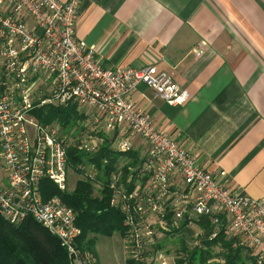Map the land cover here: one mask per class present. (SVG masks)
<instances>
[{
	"label": "built area",
	"instance_id": "obj_1",
	"mask_svg": "<svg viewBox=\"0 0 264 264\" xmlns=\"http://www.w3.org/2000/svg\"><path fill=\"white\" fill-rule=\"evenodd\" d=\"M82 0H0V217L12 224L31 218L55 236L70 264H91L78 246L75 211L60 197L42 194V180L65 190L66 147L95 151L107 138L115 153L131 152L140 139L143 153L120 159L109 173V205L121 215L122 239L130 264H188L184 253L156 248L171 230L198 224L238 236L264 261V195L241 194L225 185L224 171L213 176L196 153L157 128L150 115L128 97L138 83L166 102L179 105L188 93L155 65L104 66L95 48L75 35ZM204 51V42L193 48ZM76 101L97 112L85 136L64 133L57 123L41 124L32 110ZM107 160L105 159L103 163ZM81 177L94 179L92 162L78 163ZM199 234L191 246L201 245ZM196 264V263H194Z\"/></svg>",
	"mask_w": 264,
	"mask_h": 264
},
{
	"label": "crops",
	"instance_id": "obj_2",
	"mask_svg": "<svg viewBox=\"0 0 264 264\" xmlns=\"http://www.w3.org/2000/svg\"><path fill=\"white\" fill-rule=\"evenodd\" d=\"M75 35L104 66L153 64L169 75L188 93L185 102L170 104L138 83L128 96L133 105L195 152L206 172L224 171L226 186L264 195V0H82ZM131 138L142 154V141ZM196 234L202 239L203 229L191 224L166 240L191 246Z\"/></svg>",
	"mask_w": 264,
	"mask_h": 264
},
{
	"label": "trees",
	"instance_id": "obj_3",
	"mask_svg": "<svg viewBox=\"0 0 264 264\" xmlns=\"http://www.w3.org/2000/svg\"><path fill=\"white\" fill-rule=\"evenodd\" d=\"M76 101L65 106L43 105L32 110V115L41 124L57 123L68 134V127L85 116L80 112ZM108 139V138H107ZM105 140L95 151L86 152L69 143L66 147L67 170L75 172L80 178L76 181L73 192L58 190L48 179L42 180V194L57 195L61 201L76 213V225L80 229L78 246L93 255L91 264H100L94 248L95 234L112 235L118 232L122 236L121 215L109 205L111 192L108 188L109 173L120 160L135 159L134 151L115 153ZM129 158V159H128ZM107 160L103 163L104 160ZM92 162L97 170L94 179L81 177L78 163ZM98 184V195L92 192ZM198 224L203 229L201 245L189 246L183 240L175 242L176 253H184L188 264H245L247 259L256 264L255 257L244 254L245 246L238 245V236L226 237L220 227L217 235L207 238L212 227L209 218L203 216ZM92 234V236H91ZM165 240L167 237L164 238ZM161 242L156 248H161ZM248 250V249H246ZM165 252H169L166 250ZM126 264H130L126 259ZM0 264H70L64 248L55 236L31 218L12 224L0 217ZM260 264H264V261Z\"/></svg>",
	"mask_w": 264,
	"mask_h": 264
},
{
	"label": "rangeland",
	"instance_id": "obj_4",
	"mask_svg": "<svg viewBox=\"0 0 264 264\" xmlns=\"http://www.w3.org/2000/svg\"><path fill=\"white\" fill-rule=\"evenodd\" d=\"M80 112L85 116L84 118L76 120V122L68 127V135L73 136H85L88 133V130L93 127V117L97 116V112L86 105H79ZM87 118V119H86ZM80 178L75 172L67 170L66 182H65V191L73 192L76 186V181ZM98 184L95 183L93 195H98ZM92 236V234H91ZM229 236H231L229 234ZM95 242L94 248L98 255L100 264H124L126 259V254L124 252V244L121 235L118 232H113L112 235H94ZM162 250H169V255L175 253V248L177 247L174 242H169L163 240L161 242ZM171 244L172 246H169ZM175 247V248H174ZM248 250L244 249V254ZM198 264V263H196ZM245 264H252L251 259H247Z\"/></svg>",
	"mask_w": 264,
	"mask_h": 264
}]
</instances>
